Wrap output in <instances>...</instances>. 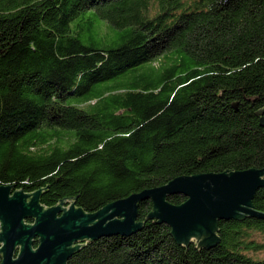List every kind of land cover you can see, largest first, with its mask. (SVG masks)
<instances>
[{
    "label": "trees",
    "instance_id": "1",
    "mask_svg": "<svg viewBox=\"0 0 264 264\" xmlns=\"http://www.w3.org/2000/svg\"><path fill=\"white\" fill-rule=\"evenodd\" d=\"M263 108L264 0H0V184H48L44 207L77 195L65 204L95 212L181 175L262 168ZM251 206L264 213V187ZM149 212L65 264H264V218L217 220L197 248Z\"/></svg>",
    "mask_w": 264,
    "mask_h": 264
},
{
    "label": "water",
    "instance_id": "2",
    "mask_svg": "<svg viewBox=\"0 0 264 264\" xmlns=\"http://www.w3.org/2000/svg\"><path fill=\"white\" fill-rule=\"evenodd\" d=\"M262 111L264 108L255 113ZM259 124L264 125V117ZM226 171L181 175L117 199L95 212L75 207L77 195L44 207L39 203V194L47 190L48 184L31 193L0 184V264H65L69 255L84 245L73 246L76 242L117 234L128 237L141 227V221L137 222L138 205L145 200H151L153 208L146 217L166 223L176 243L185 245L195 237L197 248H206L219 239L215 235L219 230L217 220L243 219L245 215L264 218L263 212L251 206L255 192L264 187V167ZM176 194L186 199L181 204L170 203L167 197ZM67 200L73 202L63 207ZM35 239L38 244L33 247Z\"/></svg>",
    "mask_w": 264,
    "mask_h": 264
},
{
    "label": "rangeland",
    "instance_id": "3",
    "mask_svg": "<svg viewBox=\"0 0 264 264\" xmlns=\"http://www.w3.org/2000/svg\"><path fill=\"white\" fill-rule=\"evenodd\" d=\"M156 63H157V62H155L154 65H156ZM68 205H70V204H63L62 206H63V207H66V206H68ZM258 238H259L260 240H263V241H264V236H263V235L259 234V235H258ZM81 242H82V241H79V242H76V243H77V244H81ZM36 244H38V241H37L36 243H34L33 247H35ZM73 246H74V245H73ZM256 255H258V256H260V257H263V256H264V250H263V251H260V252H257Z\"/></svg>",
    "mask_w": 264,
    "mask_h": 264
}]
</instances>
